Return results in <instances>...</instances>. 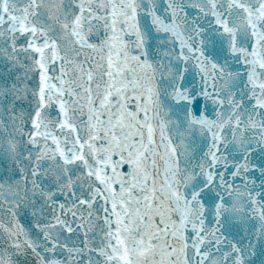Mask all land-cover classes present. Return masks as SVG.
Instances as JSON below:
<instances>
[{
    "label": "snow or ice",
    "instance_id": "obj_1",
    "mask_svg": "<svg viewBox=\"0 0 264 264\" xmlns=\"http://www.w3.org/2000/svg\"><path fill=\"white\" fill-rule=\"evenodd\" d=\"M0 264H264V0H0Z\"/></svg>",
    "mask_w": 264,
    "mask_h": 264
}]
</instances>
